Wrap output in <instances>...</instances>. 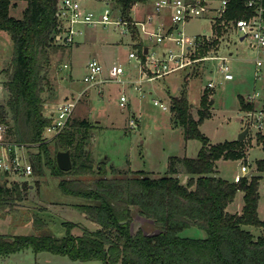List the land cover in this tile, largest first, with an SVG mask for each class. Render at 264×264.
Instances as JSON below:
<instances>
[{"label":"trees","instance_id":"16d2710c","mask_svg":"<svg viewBox=\"0 0 264 264\" xmlns=\"http://www.w3.org/2000/svg\"><path fill=\"white\" fill-rule=\"evenodd\" d=\"M19 1H28L21 17L11 14ZM122 13L130 11L139 0H118ZM59 0H0V30L7 31L14 43L10 64L3 68V84L7 97L0 103V117L9 125V136L19 143L38 144L31 153L33 176L42 177L49 170L60 178L59 188L65 194L84 199L75 204L78 210L97 224L95 230L84 229L75 235L74 222L66 221L64 236L53 234H0V256L27 248L36 253L51 252L74 261L100 260L103 264H264V233L255 235L248 226L264 227L259 202L263 175L249 174L239 182L219 174L221 159H245L248 139L212 143L200 125L210 118V106L199 109L194 117L188 98V77L180 94L172 98L174 118L184 127L187 138L198 139L202 146L196 157L171 156L169 173L151 176L144 170L123 171L107 161L95 167L86 145L95 128L87 119L70 120L54 140L44 141V131L52 118L45 114V67L51 63V48L56 47ZM226 18H240L252 11L244 0H230ZM218 34H223L222 28ZM218 43L212 40L208 50ZM140 53L145 47L138 45ZM205 98L202 104L205 105ZM241 110H253L255 105L240 97ZM173 118V119H174ZM69 150L73 166L61 169L57 152ZM244 160V161H245ZM256 167L264 171V159ZM187 175L188 179L183 181ZM39 181V179H37ZM19 182L0 181V211L12 214L24 198ZM24 186V187H23ZM243 191L241 213L229 211L238 191ZM5 209L8 210L5 212ZM151 220L156 232L143 228L132 231L134 213ZM35 227L46 226L35 213L26 222ZM196 226L204 229L205 238L181 236V232Z\"/></svg>","mask_w":264,"mask_h":264},{"label":"rangeland","instance_id":"374dc122","mask_svg":"<svg viewBox=\"0 0 264 264\" xmlns=\"http://www.w3.org/2000/svg\"><path fill=\"white\" fill-rule=\"evenodd\" d=\"M153 1L148 0L145 2L146 5L132 7L130 15L134 18L139 15L138 18H142L143 11L146 10L147 13L154 6ZM214 4H220L219 0H214ZM23 8L24 2L18 3L12 14L21 17ZM212 25L210 17H196L185 25L184 31L190 36H195L201 34L204 28H208L209 35L212 33ZM83 28L88 33L87 36L85 38V34L78 37L80 44L72 45L71 52V46L63 44L51 48V63L45 67L46 79L43 82L44 112L50 116L53 109L57 108L59 102L66 100L67 96L72 100L77 99L71 120L87 119L94 125L86 151L95 161V167L99 162L107 161L109 176L112 175L110 166L123 171L144 170L150 172L151 176H162L169 173L171 156L198 155L202 142L186 137L184 127L178 124L172 111V98L180 94L187 76L188 98L192 104L191 111L194 117L198 118L199 109L202 107L210 106V111L213 112L211 117L200 125L201 130L213 144L237 139L248 125L247 111L241 110L240 107L241 96L247 99L258 92L259 97L253 102L254 109L264 110V75L260 78L255 76L254 59L258 54L257 49L250 46L248 40H241L240 34L234 30L223 29V34L211 35V39H218V43L210 48L213 54L221 53L229 57L234 79H223L217 67L219 60H208L194 63L188 70L173 72L164 79L143 81L140 83V92L135 88L138 83L133 84L134 81L140 80V68L137 60L129 56L132 40L128 32L123 33L122 25L112 23L95 29ZM126 45H129L128 49L125 48ZM13 54L14 43L10 34L0 30V103L7 97L2 69L10 64ZM93 57H98L102 61L106 67V75L114 63L122 64L125 69L124 82H102L88 89L90 84L84 81V75L87 63ZM65 64L69 67H65ZM211 80L216 84L215 88L206 89L205 86ZM122 93L128 97L125 107L120 105ZM202 98L206 100L205 105L202 104ZM155 99H159L170 108L162 109L154 104ZM212 99L214 102L210 103ZM132 117L138 120L135 127L129 124ZM245 139H248L247 161L221 159L218 162V170L221 176L234 181L235 175L240 173L242 163L247 162L250 174L263 175L259 211L260 217L264 220V171L256 169L258 160L264 159V130L258 131L251 125ZM34 177L26 178L28 184L23 186L25 199L13 209L12 214L0 211V234L64 236L68 231L64 225L66 221L75 223L72 229L75 235L83 234L86 228L90 230L97 228V224L75 206L84 199L62 192L59 188V177L51 175L49 170L45 176L36 179ZM180 177H184L185 181V176ZM24 181L25 179L18 182L22 185ZM242 204L243 191L240 190L231 203V210H239ZM6 211L8 210L5 209ZM35 213L45 220L46 226L37 228L32 222H26ZM15 220L25 223H16ZM139 228L145 229L148 233L156 232L152 222L135 212L132 231L136 232ZM248 229L255 235L264 233V227L248 226ZM180 234L190 238H205L208 235L204 229L196 226L186 228ZM20 253L5 263L103 264L100 260L74 261L68 256L49 252H41L37 257L31 248Z\"/></svg>","mask_w":264,"mask_h":264},{"label":"built area","instance_id":"2783aa9c","mask_svg":"<svg viewBox=\"0 0 264 264\" xmlns=\"http://www.w3.org/2000/svg\"><path fill=\"white\" fill-rule=\"evenodd\" d=\"M230 0H154L152 10L142 18H126L118 0H59L57 8L58 31L57 43L72 46L85 34L83 27L95 29L98 26H107L116 23L122 25L124 34L129 33L132 44L129 56L135 58L139 65L141 77L134 81L135 88L141 92L140 83L164 79L166 76L179 70H188L189 66L208 60H219L218 70L223 79L232 80L234 74L229 63V57L224 54H213L211 49L205 47L212 43L211 35L218 34L220 28L238 32L243 40H248L250 46L257 49L255 62V76L264 75V0H244L245 6L252 12L240 18H226ZM94 3L96 7H90ZM148 0H139L133 7L146 5ZM134 9V8H133ZM138 12V11H137ZM210 17L212 21L211 34L203 29L201 34L190 36L185 31V25L196 17ZM116 17L117 19H114ZM215 29V31H214ZM145 47L142 55L138 45ZM126 49L129 45L125 46ZM65 67H69L65 64ZM111 71L106 75V67L98 57L91 58L87 63L84 81L90 86L107 83L108 81L124 82L125 69L122 64L114 63ZM212 71V69L210 70ZM216 84L209 81L206 89H214ZM259 97L254 93L247 98L253 103ZM128 97L122 93L120 105L125 107ZM76 100L69 97L59 102L57 108L51 113L52 122L47 125L43 134L44 141L54 140L67 126L76 107ZM164 110L170 108L159 99L154 100ZM247 123L254 125L258 131L264 130V110H248ZM129 124L135 127L138 120L130 118ZM33 145V146H32ZM28 145L19 143L10 138L9 125L0 117V181L18 182L28 181L26 178L34 177V166L31 153L37 149L38 144ZM34 149V150H33ZM249 163H242L240 173L234 177L239 182L249 175ZM24 181V182H25Z\"/></svg>","mask_w":264,"mask_h":264},{"label":"crops","instance_id":"0c3cea01","mask_svg":"<svg viewBox=\"0 0 264 264\" xmlns=\"http://www.w3.org/2000/svg\"><path fill=\"white\" fill-rule=\"evenodd\" d=\"M20 2H24V8L26 7V5H27V2L28 1H19L18 3H20ZM18 3H17V5L15 6V7H12L11 8V14H12V10L13 9H15V8H17V6H18ZM89 6L90 7H96V5L94 4V3H92L91 2V4H89ZM23 8V9H24ZM152 10V9H151ZM150 10V11H151ZM23 11V10H22ZM142 11V10H141ZM146 10H144L143 12H144V14H143V17L148 13V12H150V11H148L147 13L145 12ZM138 13H139V11H138ZM137 13V14H138ZM13 16H15L16 17V15H14V14H12ZM136 17H140L139 15H136ZM204 29H207V31H208V28H204ZM87 32H85V34H86ZM84 34V35H85ZM88 34V33H87ZM87 34L84 36V35H82V36H84L85 38H86V36H87ZM240 39L241 40H243L241 37H240ZM78 44H80V41H78L77 43H76V45H78ZM75 45V44H74ZM72 48H73V46H71V48H70V52L72 51ZM129 81H132V80H129ZM95 87V86H94ZM88 89L89 88H91V86L90 87H87ZM151 92H153L152 90H151ZM68 97V96H67ZM55 110V108L53 109V111ZM51 115V114H50ZM213 143V142H212ZM220 161V160H219ZM218 161V162H219ZM186 177H188L187 175H185V179H186ZM243 195H244V193H243ZM244 201L245 200H243V204L239 207V210H231V204L229 205V207H228V209H229V211H231V212H233V213H241L242 212V210H243V206H244ZM233 203V202H232ZM259 213H260V211H259ZM148 221H150V222H152L151 220H148ZM15 222H16V220H15ZM16 223H25V221H23V222H16ZM154 231H157L156 230V228H155V230ZM3 234H9V233H3ZM10 235H15V234H10ZM29 248H27V249H25V250H28ZM32 249V248H31ZM25 250H21L22 252L23 251H25ZM33 250V249H32ZM21 251H18V252H15V253H12V254H8V255H4V256H0V264H7V263H5L7 260H10V259H12L13 258V256H16V255H18V254H21L20 252ZM34 252H35V250H33ZM44 252V251H43ZM46 252V251H45ZM39 253H41V252H39ZM39 253H36L35 252V254H36V256L39 254ZM49 253H51V252H49ZM51 254H53V253H51ZM57 255V254H56ZM38 257V256H37Z\"/></svg>","mask_w":264,"mask_h":264},{"label":"water","instance_id":"95a60500","mask_svg":"<svg viewBox=\"0 0 264 264\" xmlns=\"http://www.w3.org/2000/svg\"><path fill=\"white\" fill-rule=\"evenodd\" d=\"M212 99L210 103H213ZM250 130V126L247 125L246 128L242 131V133L237 138L238 140H244ZM57 162L61 169L68 171L72 168L73 162L71 157V152L69 150H61L57 152ZM188 177H186L185 181Z\"/></svg>","mask_w":264,"mask_h":264}]
</instances>
